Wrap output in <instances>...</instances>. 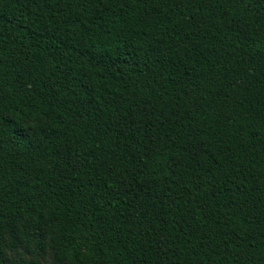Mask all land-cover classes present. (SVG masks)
Returning a JSON list of instances; mask_svg holds the SVG:
<instances>
[{"label": "trees", "instance_id": "1", "mask_svg": "<svg viewBox=\"0 0 264 264\" xmlns=\"http://www.w3.org/2000/svg\"><path fill=\"white\" fill-rule=\"evenodd\" d=\"M45 254L264 264V0H0V264Z\"/></svg>", "mask_w": 264, "mask_h": 264}, {"label": "rangeland", "instance_id": "2", "mask_svg": "<svg viewBox=\"0 0 264 264\" xmlns=\"http://www.w3.org/2000/svg\"><path fill=\"white\" fill-rule=\"evenodd\" d=\"M32 250V248L30 247V250L27 251L23 248H20L17 252H11L8 254V259L10 261H15L18 262L20 261L22 258H36V255L32 254L30 251ZM40 260V264H50L51 262V258L48 254L43 255L42 257H39Z\"/></svg>", "mask_w": 264, "mask_h": 264}]
</instances>
